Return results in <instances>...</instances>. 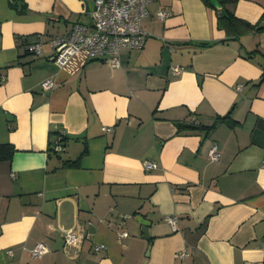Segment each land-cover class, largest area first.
<instances>
[{
    "label": "crops",
    "instance_id": "obj_1",
    "mask_svg": "<svg viewBox=\"0 0 264 264\" xmlns=\"http://www.w3.org/2000/svg\"><path fill=\"white\" fill-rule=\"evenodd\" d=\"M93 1L0 0V144L13 147L0 159V264H264V30L247 27L264 25V0H228L234 26L206 0H155L144 46L118 66L85 51L58 65L48 40L91 24ZM38 39L42 54L28 52ZM229 112L234 125L178 127Z\"/></svg>",
    "mask_w": 264,
    "mask_h": 264
},
{
    "label": "built area",
    "instance_id": "obj_2",
    "mask_svg": "<svg viewBox=\"0 0 264 264\" xmlns=\"http://www.w3.org/2000/svg\"><path fill=\"white\" fill-rule=\"evenodd\" d=\"M155 0H94L93 8L90 11L91 24L76 22L66 33L52 36L48 42L54 50V61L63 66L72 56L80 51H85L89 58L106 61L111 66H118V54L122 49H139L146 42L149 33L144 29L142 20L149 14L148 6ZM171 15V11L162 8L156 12V17L163 20ZM25 48L28 52L35 55H41L43 42L38 39L32 42H26ZM182 70L180 66H173V74H178ZM54 85L51 78L44 79L41 82L42 89H49ZM241 83L236 85L239 89ZM193 121V120H192ZM103 131H111V126H103ZM54 151L62 150L60 136L53 141ZM208 157L211 161H217L220 157V150L217 142H213L208 149ZM143 166L146 170H152L157 164L150 160H144ZM176 230V216L170 215L164 218ZM123 231L118 236H127ZM65 242L67 244H76L79 236L72 229L65 232ZM264 249V242H262ZM103 248V245H97L96 250ZM47 252L43 241L35 243L30 254L32 257L40 258ZM11 253V251H9ZM180 258L188 255V252L180 250L176 253Z\"/></svg>",
    "mask_w": 264,
    "mask_h": 264
},
{
    "label": "trees",
    "instance_id": "obj_3",
    "mask_svg": "<svg viewBox=\"0 0 264 264\" xmlns=\"http://www.w3.org/2000/svg\"><path fill=\"white\" fill-rule=\"evenodd\" d=\"M216 1L221 6V8L219 10L220 19H222V20L225 19L227 21V23L232 25V26H234L235 23L241 21L240 19L235 17L234 14L227 7H225L226 4L228 3V0H216ZM206 2L212 6L213 0H206ZM20 7H22V6L20 5ZM247 27L249 29H251L252 31L264 30V25L247 24ZM254 52H256V51H252L251 53H254ZM262 81H264V71H262L258 83H261ZM224 120H227L230 125L235 124V122L230 119V112H229L226 115L216 117L215 121L211 125H206V126L205 125H192V123H190V124L186 123L184 126L179 124L178 127H179V129L184 127V128H190V129H201V130H205L206 132H209L216 126L217 123L224 121ZM58 136H60V142H61V144H63L64 143V135L61 132H59ZM50 144H51L50 149L53 150V147H52L53 141H51ZM54 152H59V151H54ZM12 153H13L12 145L0 144V159H10L12 156ZM78 161H79V158L72 160V161L65 160L64 164L76 166V165H78Z\"/></svg>",
    "mask_w": 264,
    "mask_h": 264
},
{
    "label": "water",
    "instance_id": "obj_4",
    "mask_svg": "<svg viewBox=\"0 0 264 264\" xmlns=\"http://www.w3.org/2000/svg\"><path fill=\"white\" fill-rule=\"evenodd\" d=\"M213 5L216 7V9L220 10L221 6L218 4L216 0H213ZM140 222L142 224L141 231L144 234V237H147V226L149 222L142 219L140 220Z\"/></svg>",
    "mask_w": 264,
    "mask_h": 264
}]
</instances>
